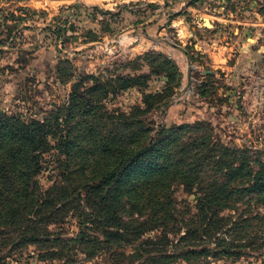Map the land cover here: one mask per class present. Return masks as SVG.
Masks as SVG:
<instances>
[{"label": "rangeland", "instance_id": "1", "mask_svg": "<svg viewBox=\"0 0 264 264\" xmlns=\"http://www.w3.org/2000/svg\"><path fill=\"white\" fill-rule=\"evenodd\" d=\"M74 90L86 93L89 105L98 99L102 116H132L136 106L145 107V94L163 92L168 105L143 115L147 123L156 129L205 123L226 146L264 161V0H0V111L51 120L64 113ZM71 105L76 122L80 110ZM44 158L36 179L47 190L60 180L62 156L51 150ZM175 198L185 226L163 241L156 238L164 236L161 230H145L111 252L73 243L61 252L65 257L53 254L60 246L42 244L10 254L0 244V256L5 264H135V249L151 250L158 242L176 250L187 246L179 242L186 227L202 225L196 192L176 183ZM237 199L211 228L214 242H201L216 249V238L226 235L233 256L166 264H264V204L249 193ZM259 213L254 229L221 231ZM79 218L71 204L48 230L75 238Z\"/></svg>", "mask_w": 264, "mask_h": 264}, {"label": "trees", "instance_id": "2", "mask_svg": "<svg viewBox=\"0 0 264 264\" xmlns=\"http://www.w3.org/2000/svg\"><path fill=\"white\" fill-rule=\"evenodd\" d=\"M85 95L74 90L70 96L74 109L80 110L76 122L71 102L51 120H24L0 111V244L8 245L4 249L12 254L28 244L60 246L53 254L65 257L61 252L73 243H91L111 252L128 235L145 230H161L164 236L156 238L163 241L167 232L178 233L185 226L175 198L179 183L198 195L202 225L186 227L179 242L187 240V246L176 250L158 242L160 247L151 250L135 249V264L183 262L188 257L207 262L211 253L233 256L226 235L216 238V249L201 242H214L211 228L238 197L249 193L264 204V161L247 149L226 146L205 123L170 129L147 123L143 115L168 105L163 92L145 94V107L136 106L132 116H102L96 111L99 100L89 105ZM85 107L90 108L86 113ZM51 150L62 156L60 180L43 190L36 177ZM231 184L239 188L230 189ZM71 204L80 217L79 233L75 238L52 234L49 223ZM123 210L137 213V218L124 220ZM259 215L232 222V227L223 225L221 231L254 229L252 220ZM5 257L0 256V264H5Z\"/></svg>", "mask_w": 264, "mask_h": 264}]
</instances>
